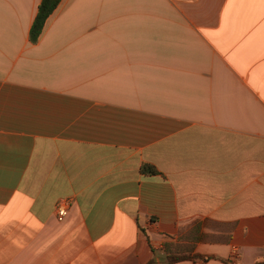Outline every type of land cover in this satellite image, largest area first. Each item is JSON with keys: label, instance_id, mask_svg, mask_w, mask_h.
Wrapping results in <instances>:
<instances>
[{"label": "crops", "instance_id": "obj_1", "mask_svg": "<svg viewBox=\"0 0 264 264\" xmlns=\"http://www.w3.org/2000/svg\"><path fill=\"white\" fill-rule=\"evenodd\" d=\"M42 1L0 0V264L264 262V0H61L33 43Z\"/></svg>", "mask_w": 264, "mask_h": 264}, {"label": "trees", "instance_id": "obj_2", "mask_svg": "<svg viewBox=\"0 0 264 264\" xmlns=\"http://www.w3.org/2000/svg\"><path fill=\"white\" fill-rule=\"evenodd\" d=\"M60 2L61 0L42 1L30 34L31 41L33 43H36L43 35L47 21L49 20L51 15L56 11L58 6L60 5ZM142 172L143 174L149 176H155L159 174L158 170L154 166L148 164L143 165ZM166 250L168 254V261L170 264H174L181 261L211 259V257H207L199 254H193L194 248L188 246L186 247H181V245H174L169 247L167 246ZM256 264H264V262H258Z\"/></svg>", "mask_w": 264, "mask_h": 264}, {"label": "built area", "instance_id": "obj_3", "mask_svg": "<svg viewBox=\"0 0 264 264\" xmlns=\"http://www.w3.org/2000/svg\"><path fill=\"white\" fill-rule=\"evenodd\" d=\"M71 207L70 200H62L58 203L56 208V217L59 222H64L69 215V210Z\"/></svg>", "mask_w": 264, "mask_h": 264}]
</instances>
